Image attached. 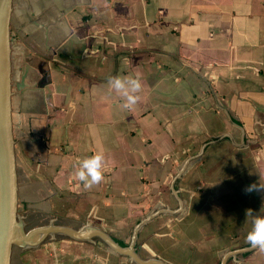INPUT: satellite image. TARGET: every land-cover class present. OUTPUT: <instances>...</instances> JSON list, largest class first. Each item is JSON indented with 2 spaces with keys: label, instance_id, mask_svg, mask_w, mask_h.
<instances>
[{
  "label": "crops",
  "instance_id": "1",
  "mask_svg": "<svg viewBox=\"0 0 264 264\" xmlns=\"http://www.w3.org/2000/svg\"><path fill=\"white\" fill-rule=\"evenodd\" d=\"M21 2L42 87L23 96L18 147L46 181L159 264H264L245 240L264 192L244 191L264 184V0ZM127 74L131 111L107 83ZM96 152L105 179L84 189L74 173Z\"/></svg>",
  "mask_w": 264,
  "mask_h": 264
},
{
  "label": "water",
  "instance_id": "2",
  "mask_svg": "<svg viewBox=\"0 0 264 264\" xmlns=\"http://www.w3.org/2000/svg\"><path fill=\"white\" fill-rule=\"evenodd\" d=\"M21 5L0 0V264H159L81 215L18 147L23 96L42 87L20 42Z\"/></svg>",
  "mask_w": 264,
  "mask_h": 264
},
{
  "label": "clouds",
  "instance_id": "3",
  "mask_svg": "<svg viewBox=\"0 0 264 264\" xmlns=\"http://www.w3.org/2000/svg\"><path fill=\"white\" fill-rule=\"evenodd\" d=\"M111 91H114L122 98L121 107L131 111L139 101L138 93L141 91L142 84L138 76L116 75L107 81ZM163 163V161H161ZM106 158L102 152H96L83 157L78 161V167L75 170V177L82 184L84 189H91L100 184L105 179ZM244 191L264 192V184H251ZM249 211L247 215H249ZM246 243L252 248L264 251V215H255L252 220V228L245 237Z\"/></svg>",
  "mask_w": 264,
  "mask_h": 264
}]
</instances>
